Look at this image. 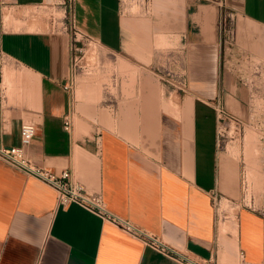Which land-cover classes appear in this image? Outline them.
Instances as JSON below:
<instances>
[{"label":"crops","instance_id":"0c3cea01","mask_svg":"<svg viewBox=\"0 0 264 264\" xmlns=\"http://www.w3.org/2000/svg\"><path fill=\"white\" fill-rule=\"evenodd\" d=\"M226 1L236 38L240 30L250 53L264 57V0ZM66 2L0 0L2 141L19 145L32 122L33 161L69 169L113 213L193 257L264 264V213L242 207L220 223L214 203L233 197L236 183L219 109L244 100L222 70L217 2L138 1L135 13L128 0H74L76 28L102 63L77 72L74 94L64 87L71 36L53 20ZM164 67L186 73L189 89L165 83ZM0 264L180 263L77 203L60 206L53 186L0 159Z\"/></svg>","mask_w":264,"mask_h":264},{"label":"built area","instance_id":"2783aa9c","mask_svg":"<svg viewBox=\"0 0 264 264\" xmlns=\"http://www.w3.org/2000/svg\"><path fill=\"white\" fill-rule=\"evenodd\" d=\"M125 4L126 0H121ZM145 1L149 0H139ZM219 6V31H220V44H234L236 41V29H235V14L229 8L226 0H214ZM67 7L64 15H53L54 21L58 22L63 20V29L71 36L69 49L71 52V62L69 65L68 75L64 87L67 91L74 94L76 79L75 76L79 70L87 69V65L84 62L86 56L87 47H89L92 41L84 36L75 25L74 18V0H67ZM146 6V4H145ZM255 68L258 71L264 72V62L256 63ZM162 80L181 92L189 89V80L186 73L174 69L164 67L162 70H158ZM4 77L3 64L0 62V100L5 98V92L2 87ZM220 114L226 113L223 108L219 109ZM221 118H224L220 115ZM72 124V113L68 112L65 116V128L70 129ZM37 128L32 122H24L21 128V143L19 145H8L0 138V159L14 166L15 168L36 176L47 184L53 186L58 192V204L66 207L73 203H77L91 212L99 215L103 219L114 223L121 227L129 234L141 239L145 245L157 250L173 259L177 260L180 264H216L211 258L193 257L187 253L178 250L176 247L170 245L163 238L157 234H154L138 225L131 220L121 217L107 207L102 195L100 193H94L87 190L85 185L74 179L72 172L69 169H63L61 171L53 170L46 166L37 165L28 153V147L33 142L36 135ZM261 142L263 146L262 151V170L264 174V122L260 126ZM245 180L243 185L245 187ZM219 196L215 195L214 203L217 206ZM249 208L257 210L253 205H248ZM264 213V210H262Z\"/></svg>","mask_w":264,"mask_h":264},{"label":"rangeland","instance_id":"374dc122","mask_svg":"<svg viewBox=\"0 0 264 264\" xmlns=\"http://www.w3.org/2000/svg\"><path fill=\"white\" fill-rule=\"evenodd\" d=\"M138 1L139 0H128L131 10L135 13L141 10H137L135 7ZM5 11H8V9ZM36 12L37 15H40L42 18L49 17L50 15V11L44 9L36 10ZM55 15L59 16L61 13L55 11ZM247 43L248 39L245 35L242 36L239 30L234 44L230 45L223 43L221 46L222 70L226 71V76L231 80L232 85L237 84L239 87L243 88L244 100L242 104H240L239 109H235L233 112L225 110L226 113L220 114L224 117L221 118L219 125L220 141L222 146L233 156L236 174L235 189L231 192L233 197L228 198L219 195L217 217L220 223L226 220H232L236 217L237 211L240 208L248 207V205H253V207L261 211L264 210V184L259 188L257 185L253 184V180L250 178L247 159L249 146L247 144V138H245L247 137L246 135L249 129H251L249 130L250 132L253 131L251 134L254 132V134H256V137L253 136L254 134L252 135L253 139L255 138L253 142L255 146L253 145V148L256 147L254 153L259 157L261 166V169L258 171L261 175H258L262 178L264 183V174L262 170L263 146L260 132V126L264 122V72L258 71L255 68L256 63L264 62V57L254 53L251 54L248 50ZM237 45L240 46L239 49ZM165 49H167V47ZM244 49L248 51L246 52ZM227 53H229L228 56ZM84 62L87 65V69L85 70H96L100 72L102 63L94 45L87 47L86 59ZM110 84H112L111 80ZM243 180H245L246 183L245 187L243 185Z\"/></svg>","mask_w":264,"mask_h":264},{"label":"bare ground","instance_id":"6f19581e","mask_svg":"<svg viewBox=\"0 0 264 264\" xmlns=\"http://www.w3.org/2000/svg\"><path fill=\"white\" fill-rule=\"evenodd\" d=\"M230 130V129H229ZM233 130V129H232ZM249 130H251V129H249ZM248 130V131H249ZM247 131V137H245V138H247L246 140L248 141V146H249V151H248V165H249V171H250V178L252 179V178H254V177H259V175L258 174H260V173H258V171L261 169V166H260V163H259V157L258 156H256V153H254V149L256 148H253V142H254V139H253V137H252V135L255 133H253V134H251L252 132H248ZM256 134H254L253 136H255ZM256 137V136H255ZM257 139V138H256ZM255 146V145H254ZM247 148V147H246ZM257 150V149H256ZM260 151V150H259ZM260 153V152H259ZM258 153V154H259ZM261 175V174H260ZM260 179V178H259ZM250 183V182H249ZM253 183H255L254 181H253ZM264 183H263V181H262V179L261 180H259V181H257V186L260 188V186H262ZM252 185V184H251ZM255 185V184H254ZM253 185V186H254ZM256 186V187H257Z\"/></svg>","mask_w":264,"mask_h":264}]
</instances>
